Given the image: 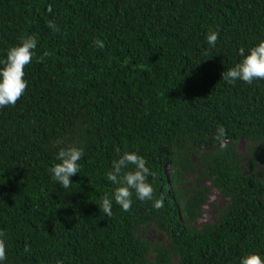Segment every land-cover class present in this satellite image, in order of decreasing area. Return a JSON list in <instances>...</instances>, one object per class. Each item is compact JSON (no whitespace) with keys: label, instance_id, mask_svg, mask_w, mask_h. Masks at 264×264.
I'll return each instance as SVG.
<instances>
[{"label":"trees","instance_id":"16d2710c","mask_svg":"<svg viewBox=\"0 0 264 264\" xmlns=\"http://www.w3.org/2000/svg\"><path fill=\"white\" fill-rule=\"evenodd\" d=\"M209 30L219 32L214 48ZM28 35L38 43L27 88L0 109L6 264H238L248 253L264 256V177L255 168L264 164V81L221 79L240 47L264 39V0H0V57ZM60 146L85 152L68 190L49 172ZM124 151L145 158L163 208L133 196L127 212L115 203L111 217L99 211L115 187L106 173ZM197 169V186L187 187ZM202 177L228 204L197 228L210 193ZM150 227L167 244L149 241Z\"/></svg>","mask_w":264,"mask_h":264},{"label":"clouds","instance_id":"9594fccd","mask_svg":"<svg viewBox=\"0 0 264 264\" xmlns=\"http://www.w3.org/2000/svg\"><path fill=\"white\" fill-rule=\"evenodd\" d=\"M47 27L57 30L54 22L49 21ZM219 38V32L209 30L205 39L209 48H214ZM37 39L28 35L19 41L16 46L9 47L0 57V109L14 106L24 94L28 82L25 77V67L32 62L37 48ZM93 43L103 48L104 43L95 39ZM239 61L222 73L221 79L228 85L234 86L237 82L252 85L256 81H264V39L255 45L240 47L237 52ZM220 134H223L221 128ZM84 149L78 146H60L55 154V161L49 172L51 178L62 188L68 190L73 183L71 178L79 174L80 161L84 157ZM145 158L135 151L118 152V158L112 161L110 170L106 173V180L114 185L111 194L105 195L100 204L99 211L108 217L113 215V203L122 211H129L133 204V196L140 202H151L155 210L164 206V196L154 198L155 189L148 177L153 175L146 166ZM7 234L0 230V264H6ZM27 251V248L25 249ZM238 264H264V256L259 253H248L239 258Z\"/></svg>","mask_w":264,"mask_h":264},{"label":"rangeland","instance_id":"374dc122","mask_svg":"<svg viewBox=\"0 0 264 264\" xmlns=\"http://www.w3.org/2000/svg\"><path fill=\"white\" fill-rule=\"evenodd\" d=\"M236 150L238 154L240 155L242 162L246 161L247 157V143L245 140L241 139L237 145ZM197 161V158L194 157V162ZM243 167H246L245 164H243ZM258 174L263 175L264 177V164H257L255 166ZM201 176L200 170L197 169L196 175H190L185 177V185L187 187H196L197 186V179ZM200 186L208 187L210 188V193L207 198L206 204L201 208V216L196 221V223L193 224V227L200 228L202 225H205L207 223H213L216 220V211L223 209L227 206L228 201L226 198H224L216 189H214L206 177H202L200 180ZM149 241H151L153 244H167V240L165 236L161 233H158L154 230L153 227H150L147 232L146 236Z\"/></svg>","mask_w":264,"mask_h":264}]
</instances>
